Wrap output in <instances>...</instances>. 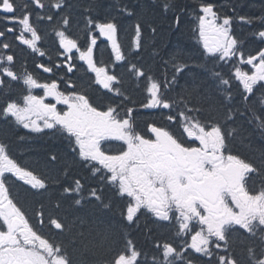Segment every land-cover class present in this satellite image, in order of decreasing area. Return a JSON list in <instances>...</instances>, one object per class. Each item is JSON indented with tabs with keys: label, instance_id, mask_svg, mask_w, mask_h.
<instances>
[{
	"label": "trees",
	"instance_id": "16d2710c",
	"mask_svg": "<svg viewBox=\"0 0 264 264\" xmlns=\"http://www.w3.org/2000/svg\"><path fill=\"white\" fill-rule=\"evenodd\" d=\"M10 2L15 6L13 20L0 14V58L14 57L12 64L5 60L4 66L20 79L3 77L0 85V146L46 185L41 190L32 189L10 173L5 174L14 203L30 228L51 245H60L69 264H110L118 253L130 255L128 248L132 245L140 253L138 264H219V256L225 257L224 264H261V228L246 231L227 227L225 242L217 243L221 250L212 246L216 237L208 236L209 259L208 254L185 250L191 234L178 236L179 225L174 218L160 221L141 208L129 224L125 217L132 200L121 196L114 182H108L111 176L103 168L92 174L96 167L79 158L73 137L57 130L32 133L17 125L14 118L4 117L3 109L8 102L23 104L25 76L32 75L40 83L55 82L60 91L84 94L98 112H107L112 106L122 123L130 119L132 127L127 131L132 139L127 151L136 149L137 137L151 139L149 130L157 129L196 155L193 162L206 152L212 157L218 153L224 160H240L249 170L244 190L249 196H257L263 205L264 84H256L245 102L246 94L235 71L239 68L251 74L250 65L243 61L252 57L253 62H259L255 58L264 50V39L258 37L264 31V0H41L43 8H37L34 0ZM58 2L63 5L61 10L53 7ZM209 5L217 25L229 19V34L237 42L226 60L207 54L199 36L200 9ZM107 22L116 26V42L124 57L119 62L110 42L95 28V23ZM23 24L36 31L37 51L19 42L17 31ZM9 28L13 34L8 33ZM61 31L81 51L87 50L92 39L97 41L91 45L93 63L115 77L112 92L95 83L94 73L79 59V52L64 53L57 35ZM43 67L50 68V73ZM152 83L158 86L157 95L170 104L168 109L144 107L151 99L148 90ZM32 93L41 95L38 89ZM230 111L232 119H228ZM220 135L222 146L218 149L214 141ZM109 145L114 152H122L126 146L123 142ZM77 182L81 185L78 192ZM93 191L99 200L92 196ZM78 199L80 204H76ZM53 220L63 224V230H58ZM164 243L180 255L174 253L166 260Z\"/></svg>",
	"mask_w": 264,
	"mask_h": 264
},
{
	"label": "snow or ice",
	"instance_id": "6c2138e0",
	"mask_svg": "<svg viewBox=\"0 0 264 264\" xmlns=\"http://www.w3.org/2000/svg\"><path fill=\"white\" fill-rule=\"evenodd\" d=\"M6 4L9 5L7 9L4 8ZM34 4L37 8L44 7L41 0H34ZM53 7L61 10L63 5L61 2H58L53 5ZM200 11L203 15L199 17V36L203 41L205 51L209 55H216L219 53V58L221 60L231 58L237 42L229 34V19L225 18L223 19L222 25H217L215 19L216 14L212 6H203ZM14 12L15 6L13 2H10V0H0V13L8 14ZM128 14L131 15L130 12ZM10 19L13 20V17ZM48 19L51 20L52 17L49 16ZM64 23L67 24V19L64 20ZM95 28L102 37L111 43L115 60L117 62L123 60L124 57L116 42V26L111 22L95 23ZM206 29H209L214 34V39L211 44L206 38ZM8 31L11 32L13 29L9 28ZM25 31L30 33L31 37H34V40H26L24 43L34 51H37L36 41L39 37L36 31L31 25L27 26ZM2 35L3 33L0 32V36ZM57 35L60 38V46L63 48L64 52L71 53L73 50L79 52V59L87 64L89 71L95 73V83L107 89L109 92H112L113 89L111 85L115 82V77L107 74L104 67H96L93 63V47L91 45H95L97 41L92 39L91 45L87 47V50L81 51L77 43L72 39H68L64 32H58ZM137 36H139V29H137ZM258 37L264 39V31H260ZM40 55L43 56L44 53L41 52ZM255 59L259 60L258 65L253 63L254 58L252 57L243 61L244 63L252 65L255 69L251 75L241 71L239 68L235 71V77L242 85L243 92L246 94L243 97L245 102H247L249 97L253 94L255 85L260 81H264V50H262ZM5 60L7 64L10 65L14 61V57L6 55L0 58V85L4 83L3 77H8L11 81H18L20 79L10 67L4 66ZM68 70L72 71L71 65H68ZM43 71H47L48 73L51 69L43 67ZM137 75H142V73L137 72ZM22 83L27 88V94L23 97V104L20 105L15 102H8L3 109L4 117L14 118L17 125L22 126L32 133H41L44 130H57L58 132L66 133L69 137H73L75 139V145L79 149V158L81 160L97 163L100 165V168H104L110 172L112 175L109 178V183L120 180L122 186L119 194L121 196L125 194L132 195V192L124 187L126 177L123 175V168H117L112 163L100 159V156L104 155L101 150V143L103 141L116 138V135L119 134L121 138H127L131 143V133L127 131V129L132 127L130 119L122 123L116 114V108L112 106L108 107L107 112H98L91 106L88 102V98L84 94L65 93L60 91L55 82L40 83L32 75H27L24 77ZM222 83L227 84L229 81L223 80ZM68 87H72V85L69 84ZM33 89H42L43 95H34L32 93ZM148 91L151 99L144 107H162L164 109L170 107L168 102L157 95V84L152 83ZM49 98L54 100L55 103H46L45 101ZM57 105L65 106V110L58 111ZM232 118L233 113L230 111L228 119ZM41 121L42 124L39 123ZM100 168H93L92 174L95 175L100 171ZM6 173H10L12 176H15L16 179L23 181L24 184L30 185L32 189L41 190L46 187L45 183L38 176L34 175L31 171L24 170V168L10 158L6 153L5 147L0 146V221H2L3 226L5 219L12 221L16 218L17 213L21 216L23 215L11 196L10 189L5 180ZM80 187V183L77 182L75 190L78 192ZM65 191L68 190L65 189ZM92 196L98 200L100 199L95 191L92 192ZM134 201L133 204L127 207L125 219L129 224L134 222V218L139 212V209L145 206L139 197H134ZM76 204H80L79 199L76 200ZM104 207L107 208L108 205L105 204ZM149 211L153 212V216L157 220L169 221L171 219L167 211L155 212L151 208H149ZM176 220L179 225V231L176 233L178 236L187 234L193 223L201 225L200 230L191 235V243L186 245L185 250L191 248L194 252L202 256L208 253L206 257L210 259L212 253H210L208 249L209 239L207 232H211L217 227L218 218L216 215L214 213H209V215L205 216L199 213L192 214L190 211L178 210ZM52 223L58 230H63L64 225L59 221L53 220ZM204 225H207V229H205ZM216 234L219 233L217 232ZM9 242L15 243L14 233H10L8 230H0V252L12 250L9 248ZM49 247L51 251L47 255L32 249H25V251H29L31 256L38 258L39 264H69L66 251H64L60 245H50ZM217 247H219V245H217ZM128 251L130 255L127 253H118L110 264H138L140 253L135 249L134 245L130 246ZM174 253L180 255L177 249L168 243H164L163 257L167 260V258ZM218 260L219 264H224L225 257L219 256ZM261 264H264V261H262Z\"/></svg>",
	"mask_w": 264,
	"mask_h": 264
},
{
	"label": "rangeland",
	"instance_id": "374dc122",
	"mask_svg": "<svg viewBox=\"0 0 264 264\" xmlns=\"http://www.w3.org/2000/svg\"><path fill=\"white\" fill-rule=\"evenodd\" d=\"M28 35L27 31H25ZM212 36L214 34L209 30L206 29V38L208 39L209 43L211 44L213 39ZM31 40V38H26ZM46 103H55L54 100L50 98L45 101ZM65 107L63 105H57V108ZM65 110V109H64ZM42 124V121L39 122ZM216 144V143H215ZM217 145V144H216ZM219 148L220 146L217 145ZM146 147V145H145ZM142 144H138L135 151H140L138 153L132 152L133 156H138V161L136 164H129L126 163L127 159L130 157L128 156H108V158H103L105 155L100 156V159L106 160L117 168H123V175L126 177L124 187H126L129 191L132 192V197H138L140 194L142 195L145 191L144 186L145 183V164L150 161L148 157V152ZM134 151V150H133ZM142 151V152H141ZM145 152L146 154H144ZM207 160L204 161L203 164L196 163V167L190 168V173L185 172L182 167H176L171 169V171H167L173 177V184L170 186V192L172 193L171 198L174 201V204L179 210H183L186 212H191L192 214H202V215H209V213H214L218 218L217 227L211 231L213 233H219L218 236H221L222 229L229 223H242L243 217L242 213L244 211H250V220H253L256 217V209L250 204V200L246 199L245 196L238 195L242 192L241 180L237 182V178L235 175L240 176V173H243L242 165L238 162H233L227 170L232 173V177L228 178L225 176V173L222 169L225 164L222 162L221 158L217 155H213L212 158H206ZM131 160V159H129ZM206 165L214 166V170L208 171L205 170ZM192 172L202 173L201 177H207L206 180V190L202 191V188L199 186V177H193L191 175ZM186 177V179L184 178ZM185 179L183 182L182 180ZM121 185V181L118 180ZM148 181V178H147ZM205 185V184H204ZM202 193L203 198L205 199L206 205L203 207L204 212H200L198 208V197ZM151 197V196H150ZM155 199V197H154ZM228 200L233 202V205L227 206ZM151 203V201H149ZM156 207L155 209L151 208L153 211L160 212L162 209V203L156 200ZM6 220V230L10 233L12 232V223L11 221ZM207 226V225H206ZM22 234H24L25 240L32 246L33 250L37 252H42L43 254L47 255L51 249L45 242L37 239L34 236H31L30 232L27 230H23ZM31 236V237H30ZM15 243L9 242V248L12 249L11 251H4L0 252V264H4L3 260L6 255L12 254L14 257H19L22 261L30 260L32 264H39L38 258H35L30 255L29 251H25V248L17 247V241L14 235ZM26 258V259H25ZM7 262H11L7 260Z\"/></svg>",
	"mask_w": 264,
	"mask_h": 264
},
{
	"label": "flooded vegetation",
	"instance_id": "af4514ba",
	"mask_svg": "<svg viewBox=\"0 0 264 264\" xmlns=\"http://www.w3.org/2000/svg\"><path fill=\"white\" fill-rule=\"evenodd\" d=\"M11 264H21V261L17 258L10 257Z\"/></svg>",
	"mask_w": 264,
	"mask_h": 264
},
{
	"label": "water",
	"instance_id": "95a60500",
	"mask_svg": "<svg viewBox=\"0 0 264 264\" xmlns=\"http://www.w3.org/2000/svg\"><path fill=\"white\" fill-rule=\"evenodd\" d=\"M4 8L7 9L8 6H4ZM3 14H4V13H3ZM5 15H12V13H8V14H5ZM0 38H1V36H0ZM160 137H161V136H160ZM26 264H30V263H26Z\"/></svg>",
	"mask_w": 264,
	"mask_h": 264
}]
</instances>
